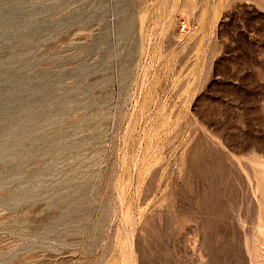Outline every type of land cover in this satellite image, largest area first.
<instances>
[{"label": "rangeland", "instance_id": "obj_1", "mask_svg": "<svg viewBox=\"0 0 264 264\" xmlns=\"http://www.w3.org/2000/svg\"><path fill=\"white\" fill-rule=\"evenodd\" d=\"M0 264H264V0H0Z\"/></svg>", "mask_w": 264, "mask_h": 264}, {"label": "bare ground", "instance_id": "obj_2", "mask_svg": "<svg viewBox=\"0 0 264 264\" xmlns=\"http://www.w3.org/2000/svg\"><path fill=\"white\" fill-rule=\"evenodd\" d=\"M260 210H261V208H260ZM260 214H261V213L259 212V213H258V218L260 217ZM262 216H263V215H262ZM260 219H261V217H260ZM257 220H258V219H257Z\"/></svg>", "mask_w": 264, "mask_h": 264}]
</instances>
